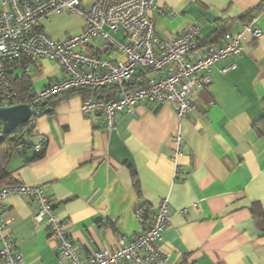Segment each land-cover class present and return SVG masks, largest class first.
I'll return each mask as SVG.
<instances>
[{
    "label": "crops",
    "instance_id": "obj_1",
    "mask_svg": "<svg viewBox=\"0 0 264 264\" xmlns=\"http://www.w3.org/2000/svg\"><path fill=\"white\" fill-rule=\"evenodd\" d=\"M98 1L85 0L82 8ZM262 2L156 0L155 33L168 41L196 23L204 50L218 22L227 23L226 34L236 35L246 25L238 18ZM256 17L261 37L246 40L240 55L210 70L211 84L181 121L170 106L146 105L134 115L118 113L116 129L108 132L100 115H82L80 95L63 93L52 100L57 101L53 109L43 107L30 138L35 147L46 143L43 157L32 161L35 147L14 154L6 170L16 183L44 189L81 256L112 249L118 238L129 242L166 200L172 217L160 251L169 255L170 264H264V225L251 214L253 206L264 214V136L252 127L264 115V11ZM83 25L75 14L49 13L41 22L45 34L57 41L79 34ZM111 36L122 41L121 33ZM79 50L122 60L101 41ZM226 67L231 68L222 73ZM65 77L56 62L42 60L30 65L26 78L38 92ZM177 135L181 154L174 162ZM144 205L150 212L142 221ZM35 211L34 202L9 196L1 213L5 235L22 264H63L46 223L33 224Z\"/></svg>",
    "mask_w": 264,
    "mask_h": 264
},
{
    "label": "built area",
    "instance_id": "obj_2",
    "mask_svg": "<svg viewBox=\"0 0 264 264\" xmlns=\"http://www.w3.org/2000/svg\"><path fill=\"white\" fill-rule=\"evenodd\" d=\"M85 0H0V109L26 105L34 125L41 115L43 104L60 94L78 89L116 87L118 95L110 102L95 98L83 99L82 115L103 118L104 129H116V115L124 112L134 115L142 106L159 109L172 107L179 121L194 111L199 93L211 84L210 70L229 57L243 51L246 40L261 37L257 17H253L236 35L226 34L218 46L200 48V26L196 23L168 41L160 40L152 18L156 0H99L88 10L82 8ZM49 13L75 14L83 20V28L77 35L57 41L41 28L42 20ZM121 33L122 41L111 34ZM101 41L109 52H118L122 60L101 59L79 49ZM54 61L62 69L65 78L50 83L36 92L29 87V95L23 96L20 80L28 77L30 65L42 61ZM231 67L222 69L226 73ZM155 74L148 78L144 88L127 90L139 72ZM180 135L173 138L175 149L172 159L180 156ZM36 153L43 146L34 148ZM180 167L176 164V173ZM11 195L36 204L33 224L46 223L50 237L56 243V254L63 264H170L169 255L160 251L162 234L168 228L172 211L163 200L150 224L129 242L122 238L112 249L81 256L65 225L55 217L44 189L39 186L16 184L0 189V264H22L23 257L15 251L5 235L6 222L2 219L4 201Z\"/></svg>",
    "mask_w": 264,
    "mask_h": 264
},
{
    "label": "trees",
    "instance_id": "obj_3",
    "mask_svg": "<svg viewBox=\"0 0 264 264\" xmlns=\"http://www.w3.org/2000/svg\"><path fill=\"white\" fill-rule=\"evenodd\" d=\"M264 11V2L259 4L257 7L249 10L244 15L238 18V21L247 24L251 21L253 17L260 15ZM226 22H218L217 29L213 32L211 37L209 38L210 41L208 46H218V41L224 38L226 35ZM148 75L149 72L139 71L132 81L126 85L127 90H132L134 88H144L148 82ZM20 84L22 86L21 91L24 93L23 96L29 95V80L26 77H22L20 80ZM63 95V94H60ZM58 95V96H60ZM72 95H80L83 99L86 98H95L104 102H110L111 100L115 99L118 95V89L116 87L108 86L100 89H78L73 90L65 93V96H72ZM56 96V97H58ZM51 98L45 103L47 108L53 109L56 105L57 101H52L54 98ZM263 112H264V102L262 103ZM253 131L258 137L264 136V115L261 120L255 122L253 124ZM33 125L31 122H28L23 127H18L14 131H12L8 136L4 137V140L0 144V189L16 185L18 183L14 182L11 179V176L6 170L7 164L14 154H25L26 152L30 151L32 148L35 147L30 142L31 134H32ZM0 135H1V127H0ZM43 146V150L40 153H36L34 150V157L32 161L39 160L43 157L45 151L46 143L43 141L41 144ZM135 181V192L137 196H140L138 183L136 180V175L133 176ZM150 210L149 208L144 205L140 209V219L142 221L147 218ZM251 214L255 222L259 225H264V214L262 209L258 208L257 206H253L251 209Z\"/></svg>",
    "mask_w": 264,
    "mask_h": 264
},
{
    "label": "water",
    "instance_id": "obj_4",
    "mask_svg": "<svg viewBox=\"0 0 264 264\" xmlns=\"http://www.w3.org/2000/svg\"><path fill=\"white\" fill-rule=\"evenodd\" d=\"M44 106L45 105L43 104L42 107ZM48 112L49 110H46L43 112V114L45 115ZM29 119L30 110L26 105L0 109V144L4 140L5 136H8L16 128L25 126L29 122Z\"/></svg>",
    "mask_w": 264,
    "mask_h": 264
},
{
    "label": "rangeland",
    "instance_id": "obj_5",
    "mask_svg": "<svg viewBox=\"0 0 264 264\" xmlns=\"http://www.w3.org/2000/svg\"><path fill=\"white\" fill-rule=\"evenodd\" d=\"M150 77L151 78H155V74H150Z\"/></svg>",
    "mask_w": 264,
    "mask_h": 264
}]
</instances>
